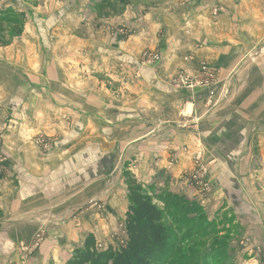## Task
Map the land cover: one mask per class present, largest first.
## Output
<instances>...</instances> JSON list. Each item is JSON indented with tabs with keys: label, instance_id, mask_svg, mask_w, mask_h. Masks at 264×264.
Masks as SVG:
<instances>
[{
	"label": "crops",
	"instance_id": "0c3cea01",
	"mask_svg": "<svg viewBox=\"0 0 264 264\" xmlns=\"http://www.w3.org/2000/svg\"><path fill=\"white\" fill-rule=\"evenodd\" d=\"M47 1H0V10L31 9L28 2L45 7L34 9L35 19L25 20L22 34L0 49V153L6 157L0 163V264H65L100 221L92 200L115 202L108 188L124 195L125 174L141 186L162 184L167 176L172 189L193 200L186 180L197 168L194 153L229 203L221 209L230 219L226 235L244 224L234 243L244 254L264 251V66L243 62L264 43V0H190L203 7L192 9L196 16L184 10L187 19L170 14L164 22L174 31L160 41L169 53L160 66H141L139 53L108 52V38L93 35L85 4ZM211 5L221 12L210 19ZM194 24L197 34L188 45L195 59L185 65L171 53L186 39L179 30ZM201 61L218 70L216 96L227 84L225 100L209 97L214 85L171 89L173 75ZM182 116L192 122L189 129L181 127ZM37 134L52 141L51 150L30 145L28 137ZM219 199L215 190L207 202L216 207ZM39 230L45 240L25 258L21 246Z\"/></svg>",
	"mask_w": 264,
	"mask_h": 264
},
{
	"label": "rangeland",
	"instance_id": "374dc122",
	"mask_svg": "<svg viewBox=\"0 0 264 264\" xmlns=\"http://www.w3.org/2000/svg\"><path fill=\"white\" fill-rule=\"evenodd\" d=\"M53 1L56 0H48L46 3L49 4ZM62 2L64 5H70L72 0H62ZM76 2H78L76 4L79 9H81L82 5H86L87 12L85 13H88L86 19L90 18V20L95 23V25H92L93 35H97V38L98 34L102 35V38H108V52H130V56L132 53L134 55L139 53V62L141 66H149L150 64L160 66L163 58L166 57V54H169L165 52L164 45L161 44L160 41H162L165 36L166 38L169 37V33L174 31L172 27L164 25V22L171 20L170 14H179L180 16L182 15L181 11L189 10L192 15L195 13L196 16L198 12L192 9H201L203 7L202 3L197 5V3L190 2V0H77ZM28 3L31 9L19 10V8H11V11L8 10L9 12L6 16L0 17V23H4L3 28L0 29V49L9 46L11 40L22 34L25 20L35 19L36 10L34 9H45V7H38L39 5H37L36 2ZM165 8L168 10L170 9V11L165 13ZM220 12L221 8L217 5L208 7L210 19L217 17ZM64 17L66 18L67 16L65 15ZM182 18L187 19L183 15ZM98 20H101L100 23ZM153 21L156 23H153ZM179 31L183 36H186V39H182V41L179 42L178 48L171 54H177L180 60H182V63L187 65L195 59V51L192 45H188L191 44L188 40L191 35L197 34V28L194 24L193 27L188 26L187 28H183L182 31L181 29ZM133 37L137 38V42H135V39L133 41L130 39ZM177 37L180 38V35L178 34ZM198 48H200V45H195L194 49ZM154 56H157L158 60H152ZM114 62L117 63L116 68L121 67V61L114 60ZM243 62L258 68L264 66V43L254 47ZM208 71H210V74H207ZM216 73H218V70L212 63L201 61L193 71L182 68L173 75L170 82L179 76H184L194 80L201 79L207 82V85L202 88L210 89L214 85V74L216 75ZM217 84L218 81L215 83L213 91L209 92V97L212 98L214 97L213 94H215V98L218 99L219 102L225 100L224 93L227 89V84L224 83L220 86V92L216 96L215 87ZM194 88L201 87L195 86L193 89ZM171 89L174 91H181L189 88L175 90L171 87ZM181 120V127L183 129H189V126L193 125L190 120H186L185 116H182ZM194 130L195 129H192L191 131ZM39 138H41V136L37 134L28 137V141L31 146L40 149L39 145L36 144ZM1 141L3 142V140L0 139V147H2ZM195 155H197V153L192 154L191 158L198 167L202 165L201 159L203 158L199 156V162L196 164ZM1 162L6 163V157L3 153H0V163ZM202 167H205L204 162ZM203 169L206 172L204 187L195 184V179H198V170L195 168L189 172L188 179L186 180L194 189L195 196L197 195L193 200H189L187 196L172 189L171 181L164 175L163 180L166 179V181L161 180L162 183L159 180L162 184L157 183L158 181L155 180L144 186L137 184L143 191L153 196L154 201L162 210L165 225L171 235L170 247L167 250V254L169 255L167 264H205L206 261H204V259H208L212 261V264H215L218 256H222V264H245V262L246 264H264L263 250H250L249 254H246L248 252L244 254L242 249L239 248V244L234 243L238 242L239 238H237L236 235H240L239 231L242 230L244 224L233 225L234 231H231L232 236L226 235V229H228L226 224L230 219L224 215L227 210L221 211V209L227 208L229 203L224 197L223 190L215 187L214 184L212 186L211 183L208 182L207 169L206 167ZM1 170L2 168L0 165V175L3 174ZM161 174L162 173L159 175ZM222 174L226 178L227 173L223 172ZM112 176L114 179L115 175L112 174ZM125 177L126 188H124V195H120L116 187L105 190L106 193L111 194L109 196L110 200L111 196L116 197L115 200L113 199L115 202L111 204L109 202L105 203L103 197L92 200V203L90 202V206L92 205L95 207L96 215H99L98 219H100V221L93 225V233L95 234L87 232L84 237L87 234H93L97 240L99 249H105L108 245L118 246L125 241L123 223L125 218L124 214L129 205L128 189L129 186H133V184L136 185L131 178H129L128 174H125ZM221 180L224 181L225 184L223 185H226L227 189V182L224 178H221ZM215 190H217L220 195L218 203L216 200L214 201L215 204H218V206H216L217 208L208 203L211 196L214 195ZM234 196H236L235 190L233 188L229 189V197L232 198ZM88 206L89 204L86 207ZM106 207L107 209H104ZM112 207L117 209L119 215L121 214L118 218L115 217V211ZM92 221L94 222L95 220L93 219ZM89 223L92 224L90 221ZM240 228L241 230H239ZM226 241L230 243L229 246ZM72 252L66 262L71 258ZM34 253L35 252L31 253V255ZM65 255L66 252L65 254L63 253V259L65 257L67 258V255ZM27 256L24 255L25 258H27ZM251 259L252 261H250ZM52 260L53 258L50 257L47 261L54 263Z\"/></svg>",
	"mask_w": 264,
	"mask_h": 264
},
{
	"label": "trees",
	"instance_id": "16d2710c",
	"mask_svg": "<svg viewBox=\"0 0 264 264\" xmlns=\"http://www.w3.org/2000/svg\"><path fill=\"white\" fill-rule=\"evenodd\" d=\"M8 10L11 11L0 10V17L6 16ZM3 25L0 23V29ZM128 200L123 223L124 243L99 249L95 236L87 234L82 246L73 250L66 264H167L171 235L162 210L153 196L134 184L129 186ZM222 259L218 256L215 264H222ZM204 261L205 264H212L208 259Z\"/></svg>",
	"mask_w": 264,
	"mask_h": 264
},
{
	"label": "built area",
	"instance_id": "2783aa9c",
	"mask_svg": "<svg viewBox=\"0 0 264 264\" xmlns=\"http://www.w3.org/2000/svg\"><path fill=\"white\" fill-rule=\"evenodd\" d=\"M152 60L156 61V60H158V57L154 56V57H152ZM207 74H210V71H208ZM170 84H171V87L173 89L180 90L183 88L192 89L195 86L204 87L205 85H207V82H205L201 79L194 80L191 78L190 79L186 78L184 76H179V77L173 79L170 82ZM224 95H226V93H224ZM36 144L39 145V148L42 149L43 151H49V150H51V148L53 146L51 140L49 141V140H45L43 138H39L36 141ZM199 156H201L199 153H197V155H195L196 164H198V162H199V160H198ZM195 169L198 170V177H197L198 179H195V184L198 186L204 187V177H205L206 172L203 169L202 165H199ZM44 240H45V236H44L43 231H41V230L37 231L29 246H21L24 255L27 256V255H30L31 253L35 252L37 249H39V247L41 246V244L43 243Z\"/></svg>",
	"mask_w": 264,
	"mask_h": 264
}]
</instances>
